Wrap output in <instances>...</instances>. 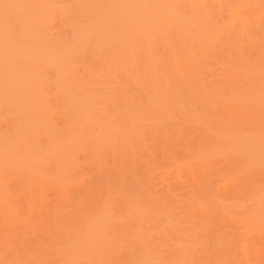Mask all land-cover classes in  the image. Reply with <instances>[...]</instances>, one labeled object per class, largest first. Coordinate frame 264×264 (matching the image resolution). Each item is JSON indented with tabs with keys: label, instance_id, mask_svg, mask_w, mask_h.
Wrapping results in <instances>:
<instances>
[{
	"label": "bare ground",
	"instance_id": "1",
	"mask_svg": "<svg viewBox=\"0 0 264 264\" xmlns=\"http://www.w3.org/2000/svg\"><path fill=\"white\" fill-rule=\"evenodd\" d=\"M47 2L0 0V18L8 11L39 17L37 10ZM239 2L258 16L250 25L254 37L244 29L255 48L240 46L227 53L226 63L216 61L228 74L224 80L200 74L216 68L209 63L223 52L208 49L213 24L197 4L113 2L111 14L103 10L84 26L125 59L119 68L92 69L86 63L83 68L94 84L125 76L117 80L121 88L102 109L78 100L75 109L63 112L66 117L57 113L60 127L47 118L52 115L45 119L44 101L33 90L5 79L11 71L0 60V102L9 105L12 117L6 115L0 126V170L10 176L15 170L11 178L20 196L13 200L1 184L0 264H264V0ZM168 18L179 28H168ZM119 22L125 23L123 35L111 28ZM73 23L77 32L80 24ZM13 32H0V41L12 45ZM148 35L162 45L144 53ZM136 36L143 42L137 40L132 50ZM133 55L142 56V68ZM15 56L19 70L37 71V61L21 46ZM66 61L58 60L54 69L59 90L74 77L75 65ZM78 153L91 165L88 185L98 192L81 190L78 174L85 169ZM65 182L74 193L62 188ZM47 187L55 204L47 199ZM43 247L56 259L47 260Z\"/></svg>",
	"mask_w": 264,
	"mask_h": 264
},
{
	"label": "rangeland",
	"instance_id": "2",
	"mask_svg": "<svg viewBox=\"0 0 264 264\" xmlns=\"http://www.w3.org/2000/svg\"><path fill=\"white\" fill-rule=\"evenodd\" d=\"M116 1L117 0H48V2L46 3L47 6L43 5V8H42L43 10L42 9L37 10V11H39L38 14L40 13V15H41L39 17H36L37 15L32 16L31 13H27V12L15 13V12H9L8 11L6 13L5 17L0 18V32L13 29L14 38H16L18 42L23 41L22 43L20 42L21 43L20 44V43H17L16 39H15V42H11L12 45H6V44H4V41L3 42L0 41V60H3L5 62V65L7 67H9V69L11 71L9 74H7L5 79L7 81L13 82V83H22V84H24V86H26L27 90H30V91L33 90V94L42 102L44 101L43 108L45 107L46 111L44 109H42V110H44V112H46V115L43 114V116H45V119H46L47 115H52L49 117L47 116V118H50V122H53L51 124L54 125L55 123L58 122V124L60 123V125H58L60 127L61 123H62V120H60V119H62L61 118L62 116L60 115L61 117H59L58 115L61 112H62L61 114H63V112L65 110H68L70 108L75 109L77 107V101L78 100H86V101H89L90 104L92 101V104H91L92 107L97 106L95 108H101V109L103 108V106H104L103 104L106 101H107L106 103H110L109 100H111V103L113 102V100L115 101V99L113 98V95H114L113 93L117 94L118 89L121 88V86L119 84L122 83L125 76L123 77L120 74V76L116 77V79L112 78V77L111 78L107 77L106 82H104L106 80V78H105L103 80V82L99 81V83L94 84L92 81H90L91 79L88 77L89 74L87 72H85V69L83 68V64L85 65V63H86V65L90 66V68H92V69L115 68L116 66L118 67V65L120 63L122 64V62L124 61L125 58L123 57V55L120 52H117L116 54L111 53L112 48H108V45L105 42L100 40L101 37L99 36V33H96V31H94V30H93V32L91 30L87 31V29H86L88 27L86 25L88 23V21L91 18H92L91 20H93L97 15L101 14V12L103 10L107 14H111L114 11V9L112 8L113 4H114L113 2H116ZM189 1H191L195 5L197 4V6L200 7L201 12H204L211 17L213 27L209 31L210 37H209V40L206 42L208 49L223 52V54H222L223 56H221V57L219 56V58L217 60L212 59L211 62L209 63V65H212V67L215 66L216 68H209L211 71L208 68H202V73L200 71V74L201 75L205 74V77L208 76L207 79H209V75L211 74L210 75L211 77H213L212 75H214V79L219 78L221 80L222 79L224 80V78H225L224 76L227 75L226 78H228V74L223 73V70L221 68H217L218 66L215 65L217 63L216 61L222 62V60H223V62L226 63L229 59L228 58L229 56H227V53L229 54L230 51H233L237 47H240V46L244 47V50H246V49L250 50L251 47L253 49L255 48V46H251L252 44L255 45L254 43H252L254 40L247 39L249 34L245 33L244 29L245 30L248 29V32L251 30V34L249 37L251 38V35H252V37H254L253 34H256V33L253 32V34H252L251 28H253V25L252 26H250V25L252 23L257 24L258 16L256 15L255 12L253 13V12L247 11L245 9H242L239 6V5L243 4V3L239 2L241 0H189ZM90 4L92 5L91 7H89ZM95 10H97L96 14L94 17H92V15H94L93 13L95 12ZM176 11L178 13H181V12H179V10H176ZM236 12L237 13L239 12L238 18H236V16H235ZM77 13H78V15H77ZM169 18H168V22H166V25L169 26L168 28H170V29L172 28L173 31L176 28H179V26L181 24H178V22L176 23V22L172 21L171 19L169 20ZM38 20L42 21V27L37 25ZM73 21H76L77 23L80 24V28H79V30H77V32L76 31L72 32V28L74 25ZM262 24L264 25V22ZM84 25L87 27H85ZM47 27H49V29ZM111 28L113 30V33L115 32L119 35H123L124 29H125V23L119 22L117 24H114V27H111ZM24 31L30 32L31 35L25 34L26 36L29 37L28 39L25 37ZM71 32H72V34H71ZM58 34L59 35L61 34L62 37L66 36V40L64 38L59 39L57 37ZM74 34H78V39H73ZM88 34H89V36L87 38H84ZM21 35L23 36V40H22V38L20 39ZM135 35H137V34H135ZM34 36H37V37L33 38ZM153 36L154 35H148V37L143 40L144 41L143 45L145 47L142 49V52L145 53L146 51H149L148 49H150L151 51H154L156 48L155 45L157 46V48L161 47V45H162L161 42H159V40H157V38L155 39ZM252 39H254V38H252ZM137 40L142 41V38H137V36H136V38L132 41V45H131L132 50H134V45L137 42ZM250 41H251V43H250ZM162 43H163V41H162ZM19 44L21 46V49L23 48V51L25 53H27L31 58H33V59H35V61H37V63H38L37 66L33 67V68H38L37 71H34L32 73H27V72H23L22 70H19V68L21 67V64H20V61H18L16 56H15V50L18 48L20 49ZM158 44H160V45H158ZM58 45L63 46V48L67 49V52L66 53L59 52L58 51L59 50ZM140 45H142V44H140ZM140 45L138 44L137 48H139ZM255 51H256V49L254 50V52ZM135 56L133 55V59H134L133 61L136 64H138L137 65V66H139L138 68H142L143 67L142 66V64H143L142 56H137V57H135ZM58 60H69L70 64H68V65H71V66L75 65V67L71 68L73 71L74 77L72 79L70 78L69 84L67 86H65V88H62L61 90H59L57 85H56V72H54V69H56V67H57L56 65L58 63ZM69 62H67V63H69ZM123 66L124 65H122V67ZM203 70H204V72H203ZM77 79H80L83 82V84L78 86L77 85ZM118 79H120V80H118ZM117 80L121 81V83L118 82ZM98 85H100V86H98ZM118 94H119V92H118ZM27 101H29V99ZM17 103L20 104V101H18ZM94 104H96V105H94ZM7 106H9V105H7L5 101L0 102V121H1L0 126L3 128L5 127V125H3V120H4V124H5V122L8 120V118L10 116V113L8 114L9 116L7 115V113L9 112V111L7 112V110H8ZM14 106H16V105H14ZM18 107H21V106H18ZM9 110H12V109H9ZM44 112H42V113H44ZM42 113H41V115H42ZM57 113H59V114L57 115ZM6 115L8 116V118L6 117ZM54 115L58 116L60 119H58V117H56ZM63 116L66 117L65 114H63ZM6 118H7V120H6ZM11 118H9V120ZM51 119H52V121H51ZM53 119H54V121H53ZM57 119L60 122L57 121ZM10 123H11V121H10ZM7 126L8 125L6 123V127ZM1 127H0V130H2ZM56 128L57 127H54V129H56ZM43 142H44V140H43ZM44 143H42V144H43V146L45 145V147H46V143L45 144ZM154 143L155 144L157 143V148L155 145H153V148H154V146L156 148L155 151L157 152V150H158L161 152V150H159L161 148L160 147L161 143L154 141L151 144H154ZM65 145L67 147V144H65ZM156 152L154 153V156L158 158L159 154L157 155ZM75 155H77V154H75ZM78 155H79V153H78ZM79 156L77 158H79ZM81 159L83 160L82 155L79 158V164L82 162L81 163L82 165L81 164L80 165H81V167L83 166L82 170L85 169L84 170L85 172L83 174V171H82V173L80 171L78 174V177H80L79 178L80 180H82V181L84 180V181L88 182V183L84 182V181L82 182V184L83 183L84 184L82 185L83 187L81 186L82 187L81 190L84 192V195L86 192L90 193V191H91V193H93L92 191H94V190L98 192L97 187L92 188L95 186L88 185L90 180L92 178H94L93 174H92V176H93L92 177L91 174L88 173V172H92L91 165L87 166L88 163H85V161H82ZM80 160H81V162H80ZM143 162H145V161H143ZM88 168L91 171L90 170L88 171L87 170ZM86 170H87V172H86ZM8 172L10 173V171H8ZM14 172H15V170L13 171V176H15ZM0 175L2 176V179L1 178L0 179L3 181L2 183H0V186L2 184L4 186V188H6L5 191L6 192L8 191L9 194L11 193L10 196L13 197L12 199L15 200L17 198L16 200L19 202L20 199H18V198L20 196L17 193V191L19 189H17L18 183H16L17 181L15 182L16 179L11 178L13 176L12 175L10 176V174L6 173L5 170H0ZM80 175L83 176L84 178L81 177ZM85 177H86V179H85ZM38 178H40V177H38ZM42 178H43V176H42ZM65 184H67V186H68V183L65 182ZM65 184H64V186L62 185L63 186L62 188L65 189L66 191H68V189H70L71 186L67 187V186H65ZM85 184H86V186H85ZM1 188L3 189L2 186H1ZM48 188H49V190H47L48 193H46L47 191L45 190L46 196L48 195L47 199L48 200L50 199L49 200L50 203L55 204L57 201L54 199L53 191H51L50 187H47V189ZM66 188H68V189H66ZM72 189H74V191L76 190L75 187H72ZM71 190L68 192H71ZM85 190H86V192H85ZM79 191H80V188H79ZM82 191H80L81 195L83 193ZM71 193H74V192H71ZM15 196H17V197H15ZM51 229H52V227H51ZM51 229H49L50 234L55 233L54 231L56 229L55 230L52 229L53 232L51 231ZM5 231H7V230H5ZM61 232L59 231V233H61ZM65 232L66 231H64L62 233L66 234L67 232L66 233ZM44 234L45 233H43L41 235H43V237L46 236V238L49 240L51 238H48V237H52V236L55 237V235H56V234H52V236H51L47 232V235H48V237H47V235L46 234L44 235ZM67 235H69V234L67 233ZM10 237L8 236L7 240L8 241L10 240L9 242H12V239H9ZM53 239L55 241V238H53ZM5 240H6V238H5ZM51 241H52V239H51ZM17 243L18 242H16L15 246L19 245L18 247H20V248L23 247V246L21 247L22 244H17ZM46 248L47 247H45V248L43 247V251ZM40 250H42V248ZM46 251H44V252L46 253ZM49 253H51V252L49 251L48 254L45 255V257L49 256V257H46L47 260L48 259L51 260L50 257H52V258L54 257L53 254L49 255ZM54 259H56V258L54 257ZM55 262H56V260H55ZM55 262L53 263V261H52L50 263L55 264ZM48 263H49V261H48Z\"/></svg>",
	"mask_w": 264,
	"mask_h": 264
}]
</instances>
